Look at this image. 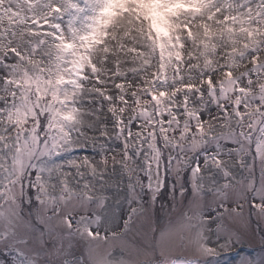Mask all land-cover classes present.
<instances>
[{"label": "snow or ice", "instance_id": "obj_1", "mask_svg": "<svg viewBox=\"0 0 264 264\" xmlns=\"http://www.w3.org/2000/svg\"><path fill=\"white\" fill-rule=\"evenodd\" d=\"M238 247L264 264V0H0V264Z\"/></svg>", "mask_w": 264, "mask_h": 264}, {"label": "rangeland", "instance_id": "obj_2", "mask_svg": "<svg viewBox=\"0 0 264 264\" xmlns=\"http://www.w3.org/2000/svg\"><path fill=\"white\" fill-rule=\"evenodd\" d=\"M155 24H157V21H154ZM163 25V28L165 29V26L162 22H160ZM256 255L252 252L251 247H238L233 248L231 252L224 255L221 264H241V260L243 258H246L248 256Z\"/></svg>", "mask_w": 264, "mask_h": 264}, {"label": "clouds", "instance_id": "obj_3", "mask_svg": "<svg viewBox=\"0 0 264 264\" xmlns=\"http://www.w3.org/2000/svg\"><path fill=\"white\" fill-rule=\"evenodd\" d=\"M157 26L160 27L162 30L166 31V29L163 28V25L159 21H157Z\"/></svg>", "mask_w": 264, "mask_h": 264}]
</instances>
